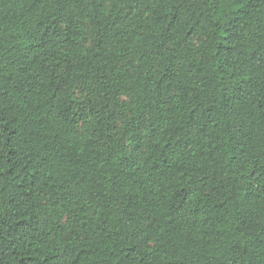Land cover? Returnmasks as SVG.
<instances>
[{"label":"trees","instance_id":"1","mask_svg":"<svg viewBox=\"0 0 264 264\" xmlns=\"http://www.w3.org/2000/svg\"><path fill=\"white\" fill-rule=\"evenodd\" d=\"M0 264H264V0H0Z\"/></svg>","mask_w":264,"mask_h":264}]
</instances>
